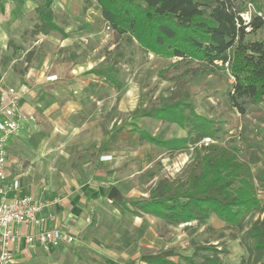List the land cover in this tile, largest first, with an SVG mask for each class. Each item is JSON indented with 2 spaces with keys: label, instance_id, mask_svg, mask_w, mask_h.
<instances>
[{
  "label": "rangeland",
  "instance_id": "rangeland-1",
  "mask_svg": "<svg viewBox=\"0 0 264 264\" xmlns=\"http://www.w3.org/2000/svg\"><path fill=\"white\" fill-rule=\"evenodd\" d=\"M237 2L241 5L252 2L264 11V0ZM83 3L85 10L92 7L88 0ZM96 8L99 13L93 11L88 15L87 12L85 16L83 12L74 19L54 16L53 21H58L62 29L64 25H73L59 49L57 34L50 32L42 36L35 32V27L22 32L23 44L19 41L14 44L13 38L0 47V91L26 83L29 92L22 96L20 110L27 104L34 109L31 114L22 111L25 116H33L34 122L25 125L24 134L8 139V161L13 167L15 158L23 170L37 169L39 174L35 173L44 187L88 182L92 188L101 190L97 207L78 209L83 211V225L87 227L84 236L92 242L87 245H101L123 253L131 264H146L156 258L186 264L182 258L190 257L197 264L212 257L223 264L262 263L264 255L258 257L253 251L254 241L248 237V232L264 219V212L247 215L241 228L228 227L213 215L203 222L172 224L150 215L138 217L119 212L110 203L114 200H108L111 189L118 191L120 200L148 198L151 193L161 192L163 187L172 191L194 189L206 167L209 174L226 167L234 178L233 187L238 185L239 178L253 182L264 210V103L242 105L243 113L238 114L230 107L228 93L233 81L225 66L151 57L127 35H116ZM86 19L90 20L91 28H86ZM37 20L36 16L29 17L28 22L32 25ZM75 25L83 28L74 30ZM244 40L264 45V27L247 34ZM56 52L58 66L65 72H77L74 77L64 78L62 86L66 93L60 98L64 106L74 104V110L81 112H76L75 119L97 122L98 134L93 135L92 142L81 144L74 128L66 127L58 142L46 141L49 135L42 134L44 131H33L34 123L41 124V109L37 104L48 95L39 76L47 72L48 55ZM99 67L109 68L111 82L90 73ZM29 69L33 70V77L27 82L23 77ZM87 86L93 87L91 98L77 100L78 90ZM179 101L187 102L197 115L217 122L218 132L213 139L197 141V137L188 135V128L142 116L162 104ZM54 103L51 102L50 107L53 108ZM64 114V120H59L61 126L75 124V111ZM131 128L164 141L184 139L187 143L178 151L162 150L131 132ZM106 152L108 159L103 160L100 155ZM87 167L90 174L83 171Z\"/></svg>",
  "mask_w": 264,
  "mask_h": 264
},
{
  "label": "trees",
  "instance_id": "trees-1",
  "mask_svg": "<svg viewBox=\"0 0 264 264\" xmlns=\"http://www.w3.org/2000/svg\"><path fill=\"white\" fill-rule=\"evenodd\" d=\"M102 19L118 36L127 35L144 52L159 58H178L179 61L215 62L227 64L233 81L228 93L230 107L243 113L242 105L259 106L264 103V45L262 42L245 41L243 28H236L237 13L227 0H96ZM39 25L37 34L46 35L57 31L51 12L36 9ZM251 33L262 27L254 19ZM63 35V34H61ZM232 55L230 54L231 50ZM109 68H95L91 74L111 82ZM212 72L209 71V75ZM114 82V80H113ZM157 121L188 128V135L213 139L218 132L214 120L195 113L184 101L162 104L142 115ZM147 143L168 151L185 148L186 140L164 141L152 137L138 128H131ZM203 172L197 188L161 190L139 200H114L112 205L119 212L134 216L150 215L172 224L193 221L203 222L214 215L231 228H241L244 218L252 212H264L253 182L234 178L226 167L217 168L210 174ZM169 191L170 194L165 195ZM165 195V196H164ZM128 205L137 210L129 209ZM253 251L258 257L264 255V219L255 223L248 232ZM182 258V257H181ZM186 264H197L193 258H182ZM151 264H179L163 258L150 260ZM203 264H223L218 258H204ZM259 264H264V261Z\"/></svg>",
  "mask_w": 264,
  "mask_h": 264
},
{
  "label": "crops",
  "instance_id": "crops-1",
  "mask_svg": "<svg viewBox=\"0 0 264 264\" xmlns=\"http://www.w3.org/2000/svg\"><path fill=\"white\" fill-rule=\"evenodd\" d=\"M88 1H90V5L92 7H90V9L88 10H85L86 6L83 3V0H0V47H2L4 43L7 44L8 41L13 38L14 44L18 43V41L19 43L23 44V39L20 38V36H22V32L28 31V29L33 30V27L39 25L38 20L32 25H30L28 22L29 17L36 16L37 18L36 9L38 7L51 12L53 18L57 14L59 16H62L64 19L66 17L74 19L76 16L83 12H85V16H88L89 12L90 14H92L93 11L96 14L99 13L96 8H99L98 4L95 3L94 5L92 0ZM89 21L90 20L87 19L85 20L86 28H91ZM53 24L55 25L57 31L50 32H53L59 36V39H57L56 41L59 49L61 45L65 43L64 41H66V39L68 38V29L70 27H73V25H70L69 27L64 25V28L62 29L60 27L61 24L58 23V21H53ZM76 25L74 26V30H81L83 28L82 25L79 28H76ZM144 53L159 60L163 59L175 60L176 62L179 61L178 58L165 59L159 58L151 53ZM56 55L57 52L55 54L48 55L49 65L47 67V72L46 74L40 73L39 76V79H42L41 83L45 85V89L48 95H45L42 102L37 104V107L41 109V124L39 123L37 125L34 123L33 131H44L42 134L49 135V138H46V141L49 140L48 142H50L52 140V142H58V138L63 133V130L66 129V127L68 129L74 128L75 133H78L81 144L88 141L92 142V139H95L93 135L98 134V129L96 126L97 122L93 123L90 120L83 122L82 118H79V120H77V118L75 119L76 112H81L79 110H74V104L66 103L64 106L63 101L60 98L62 93H66L64 90V86H62L64 78L74 77L75 75H77V72L75 70H69L68 72H65V70H63V67L57 65L58 55ZM54 62L55 64H53ZM32 71V69H29L24 74L23 79H29L30 77L32 78ZM79 74H81V72H79ZM49 76H55L56 81L46 82L45 78ZM34 77L36 78L37 74ZM95 77L100 78L101 76ZM38 89H43V87H39ZM92 90L93 87L90 86L79 89L78 91L80 92L77 93L79 95L77 100H79V98L81 97L91 98L90 94H92ZM52 95H56L55 98H52ZM65 100L66 99H64V101ZM51 102H56L54 103L53 108L52 106L50 107ZM23 106L24 107H21V110L24 111L25 114H31V112L34 111V109H32L28 104ZM66 108L70 109L66 110ZM74 111L75 114H73V118L75 120V124L67 123L68 125H64L65 128L61 126L59 120H64V113H69L70 115ZM56 121L58 123H56ZM22 131L20 133L24 134L25 131ZM27 138L30 137L28 136ZM24 139L25 141H27L26 138ZM105 156H109V154L106 152L100 155L103 160L108 159L105 158ZM96 162L97 161H95V163ZM13 165L14 166L12 167V162L8 161V179L15 188L14 192L11 193V195L14 194V196L19 197L30 196L35 201L41 204H45L47 202L51 203L53 200H58L59 205H52L48 209H43V211L41 212V216H46L48 213L53 214L55 216V220L53 222H48L47 228L58 229L64 233L74 236L75 238H77V240L74 241L73 244H71L73 246L62 245L60 248L53 250L49 254H47L38 247L31 250L28 246H26L23 238L21 237L15 245L11 264H131L130 259H125V256L122 255L123 253L119 254L113 249L101 245L100 247L87 245V243L89 241L91 242V240L84 236L87 227L83 225V211L78 209L79 207H97L100 203L99 199L102 194L101 190L95 187L92 188V185L88 182L84 184H82L81 182L80 184H54V186L44 187V185L40 183V176L36 174L38 173L36 172L37 169L31 167L30 169L27 168L26 170H23V166L19 163V161L17 163V160L15 158ZM83 171L90 174V167H87L86 169L84 168ZM110 203L112 204V202ZM26 232L27 230H25V233ZM81 235H83V237ZM146 264L151 263H149L148 261Z\"/></svg>",
  "mask_w": 264,
  "mask_h": 264
},
{
  "label": "built area",
  "instance_id": "built-area-1",
  "mask_svg": "<svg viewBox=\"0 0 264 264\" xmlns=\"http://www.w3.org/2000/svg\"><path fill=\"white\" fill-rule=\"evenodd\" d=\"M227 1L237 13V29L243 28L246 34L251 33L250 24L254 19L261 21L264 27V11L259 10L252 2L241 5L237 0ZM215 63L221 65V62ZM224 66L227 67V64ZM45 81L54 82L56 77H46ZM28 92L29 86L26 83L18 88L0 91V264L12 263L15 245L21 237L29 248L38 247L47 254L62 245H71L76 241L72 235L47 228V223L55 220L53 214L41 216L43 209L59 205L58 200L41 204L30 196L11 195L15 188L8 179L7 141L24 130L28 122H34L33 116H25L20 110L21 98Z\"/></svg>",
  "mask_w": 264,
  "mask_h": 264
},
{
  "label": "water",
  "instance_id": "water-1",
  "mask_svg": "<svg viewBox=\"0 0 264 264\" xmlns=\"http://www.w3.org/2000/svg\"><path fill=\"white\" fill-rule=\"evenodd\" d=\"M109 201L120 200L119 193L116 189H111L107 195Z\"/></svg>",
  "mask_w": 264,
  "mask_h": 264
}]
</instances>
